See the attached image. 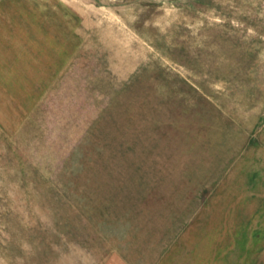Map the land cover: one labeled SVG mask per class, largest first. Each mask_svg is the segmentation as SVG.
I'll use <instances>...</instances> for the list:
<instances>
[{"label": "rangeland", "instance_id": "obj_1", "mask_svg": "<svg viewBox=\"0 0 264 264\" xmlns=\"http://www.w3.org/2000/svg\"><path fill=\"white\" fill-rule=\"evenodd\" d=\"M226 205L200 261L264 264V0H0V264H195Z\"/></svg>", "mask_w": 264, "mask_h": 264}, {"label": "crops", "instance_id": "obj_2", "mask_svg": "<svg viewBox=\"0 0 264 264\" xmlns=\"http://www.w3.org/2000/svg\"><path fill=\"white\" fill-rule=\"evenodd\" d=\"M220 212L221 213L218 214V219L215 220V221H217L216 232H214L215 231L214 228H210V229H208V231L203 233L204 231L200 229V226H198V224H200L199 220H195L194 231L192 229H189L188 231L186 230L184 233L185 238H186L185 241H187V239H189V241H190L189 237L191 236L192 232H194V234H195L194 243H196V244L193 245L191 242L190 245L186 246L187 249L189 250V252L193 253L195 264H202V261H200V260L202 259L204 252L208 251V250L212 251L211 248L215 247L214 245H218V244H220V242H222V239L219 240L217 235H219L223 238L224 243L229 238V236H230V238L232 237L231 240L233 241L234 233L232 230H229V226L233 225V223H234V219H235L234 206L233 205H230V206L226 205L223 210H220ZM191 245H193V246H191ZM195 258H198V260L195 261ZM207 264H208V262H207Z\"/></svg>", "mask_w": 264, "mask_h": 264}]
</instances>
